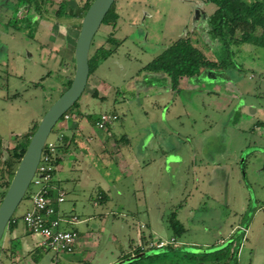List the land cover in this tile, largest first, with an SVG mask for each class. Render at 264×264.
Masks as SVG:
<instances>
[{"label":"rangeland","instance_id":"obj_1","mask_svg":"<svg viewBox=\"0 0 264 264\" xmlns=\"http://www.w3.org/2000/svg\"><path fill=\"white\" fill-rule=\"evenodd\" d=\"M15 1L0 0V168L13 147L28 143L32 125L67 88L64 77L74 70L73 50L80 20L59 17L55 11L60 3L67 12L83 0H51L52 5L37 25L22 20L26 13ZM113 4L116 20L99 26L89 49L90 53L103 46L113 54L88 78L77 100L79 117L73 115L67 121L82 122L83 129L74 132L78 149L82 150L84 144L91 153L103 152L95 143L109 128L115 138L126 135L135 142L149 137L154 144L159 142V152L148 154V158L159 159L155 165L147 161L150 167L143 172L146 181L143 187L134 188L138 200L125 192L120 202L113 200L106 207L95 208L90 199L95 196L91 185L82 193L81 189L74 193L69 189L58 213L86 219L67 227L82 239L91 233L86 261L72 254L35 248L31 243L12 253L6 229L0 241L4 254L0 255V264H123L128 260L124 258L129 255L125 254L129 239H136L137 233L135 247L142 245L143 223L149 222L153 237L169 241L172 232L167 220L174 212L186 232L177 238L173 250L159 251L157 256L133 264H207L223 259L224 254H201L228 242L229 225L247 226V234L246 240L238 232L232 235L235 243L225 253H231V249L238 252L235 264H264V47L231 43L224 52L219 46L206 45L203 34H195L192 39L207 56L230 59L233 67L227 77L218 73L215 77H199L201 80L182 78L176 84L169 83L141 68L170 43L192 34L211 6L201 0H115ZM42 23L54 25L63 38L71 35L66 52L71 63L66 69L58 65L59 58L48 57L43 46L46 34L39 25ZM110 33L122 41L116 50L106 42ZM35 83L37 86H33ZM100 113L116 115L117 119L98 129L95 122ZM62 121L53 127L49 139L54 138L53 132ZM174 147L179 159L166 162L165 156L170 157L169 150ZM206 151L223 153L216 156L221 165L207 170L209 175L203 161ZM16 167L13 165V169ZM5 179L0 178V186ZM213 184L223 185L225 192H218ZM32 191L30 185L13 217L22 216L31 207ZM99 213L105 214V222L101 223ZM148 240L144 249L156 247L159 241Z\"/></svg>","mask_w":264,"mask_h":264},{"label":"trees","instance_id":"obj_2","mask_svg":"<svg viewBox=\"0 0 264 264\" xmlns=\"http://www.w3.org/2000/svg\"><path fill=\"white\" fill-rule=\"evenodd\" d=\"M203 4L210 7V12L203 15L202 20L199 25L194 27L192 34L187 33L183 37H180L170 43L159 55L155 56L149 63L144 65L141 70L154 74L156 76L162 77L168 82L178 83L180 79H196L202 76L215 77L218 73L224 74L231 70L233 67V62L230 59H213L207 56L195 42L192 37L193 35H200L205 41L206 45L210 44L212 47L219 46L220 50L223 49L226 52L229 48V44H251L255 46L264 47V0H201ZM92 0H83L78 2V5L74 9H70L67 12L64 10V4L60 3L55 11V15L59 17H67L79 19L83 17L85 11ZM16 6L20 7L23 12L26 13L27 24L37 25L42 14L47 12L49 6L52 5L51 0H16ZM113 5L109 8L106 15L102 20V24L108 25L110 22L116 20L117 15L115 14V9ZM31 12V13H30ZM35 15V18L33 15ZM28 16H30L28 18ZM18 19L15 24L17 25ZM80 23L78 25V29ZM198 29V30H197ZM108 44L114 46V50L122 43L120 40H116L110 33L106 39ZM92 43V42H91ZM228 53H230L228 51ZM113 54V50L106 49L103 46L95 48L88 56V66H89V77L94 74L97 66L104 62ZM69 67L65 64V68ZM74 67V66H73ZM73 73L68 74L64 77L67 87L71 82ZM47 76V75H45ZM88 77V78H89ZM227 77V76H226ZM33 86H37L35 83ZM96 96V93L93 94ZM77 101L73 106L64 113L70 116L74 115V118L79 117V112L77 111ZM63 115V116H64ZM63 116L60 120H63ZM38 124V123H37ZM37 124H33L30 129V134L27 138H30L35 131ZM29 141V140H28ZM26 145H16L13 147L9 153V157L2 161L0 168V178L6 177L2 183L3 191L0 192V199H2L4 192L9 184V181L15 171L13 165H17L20 158L22 157ZM58 147L56 149V154L53 159V164L56 166L59 163V158L57 157ZM46 150H43L45 153ZM0 186V187H1ZM52 193V192H51ZM14 218L12 217L8 223L7 231L14 228L13 223ZM16 220V219H15ZM168 228L172 232V237L174 239L180 238L185 229L182 224L177 220L175 212L171 213L167 220ZM150 239V238H148ZM145 237H141L142 245L141 247H135L133 253L124 258L126 262L123 264H133L138 260L144 258H151L157 256L159 251H170L173 250L171 245L165 247H149L148 249H143L142 246L149 244V240ZM13 245V244H12ZM13 245L12 248H16ZM11 251V248H10ZM150 252V255H146ZM227 248L216 250L212 253H202L201 256H217L224 254L223 259H215V264H235L234 253H225ZM195 253H191L193 255ZM204 254V255H203ZM0 255H4L3 251ZM203 261L196 263L201 264Z\"/></svg>","mask_w":264,"mask_h":264},{"label":"crops","instance_id":"obj_3","mask_svg":"<svg viewBox=\"0 0 264 264\" xmlns=\"http://www.w3.org/2000/svg\"><path fill=\"white\" fill-rule=\"evenodd\" d=\"M39 25L42 28V33L46 34L43 46L45 47L48 57H53L55 59L59 58L60 60L58 62V65H60L61 68H64L62 66H64L65 64L69 66L71 62L68 53L66 54V52L71 46V35L63 38V35L57 33L60 30H58L54 25H46V23H42ZM82 129L83 125L81 121H79L78 123L76 121L73 123H70L69 121H62V124H60L55 132H53L54 135L62 134L63 136V142L58 146L57 157L59 158V163L56 165V170L52 177L53 186L57 189L62 190L65 197V195L69 193L70 190V193H74L75 191L81 189L82 193L84 192V188L91 185L95 196L90 199L92 201V206L95 208L106 207L109 201H119L124 197L125 192H127L128 194L131 193V195L129 194L130 197L134 200H138V198H135L134 188L135 186H139L140 188L143 187L144 181H146L143 172L146 167H150V162L147 161L150 160L152 161L151 163L155 165L156 160L159 159H155V156H153V159L148 158L149 152H159V149H161L159 142L157 144H154L152 138L150 139L149 137H144L143 139H140L139 141L137 140L135 142L126 135L115 138L110 135V129L108 128L105 137H103L101 140L98 139L99 141L95 143V146L98 148V150H102L103 152H100L99 154H97L96 152L91 153L87 150L88 146H85L84 144L81 146L82 150L78 149L79 142L76 139L74 132ZM186 138L187 137L184 138L185 142H187L188 139ZM173 144L177 146L176 139L173 140ZM176 149L177 147H174L169 150L170 157H168V154L167 156H165L166 162L169 161L170 163H172V161H176L179 159ZM106 152H108V157H106ZM203 154L204 168L206 174L209 175V173H207V170L213 171L216 167L221 165L218 161V158L219 156H222L223 153L220 151L216 153H208L206 151ZM217 155L218 158L216 159ZM201 164H203L202 159ZM242 167L243 166H241V168ZM213 187L217 189L218 192H225L223 185H214ZM142 191H144L143 188ZM144 196L145 195H143V198ZM58 206L59 205L56 206L57 210ZM205 207L206 206L204 205L202 209ZM98 215L100 216L101 223L105 222V214L99 213ZM15 217V226L12 230L8 231L7 236V245L9 250L11 248L12 253L13 251L14 253H17V250L21 247L26 246L27 248V244L29 243L33 244L31 237L25 232L23 224L20 220L21 216ZM70 219H73L74 223L66 224L64 225V228L73 225L75 226L86 221V219L81 220L76 219L75 217ZM88 219L90 218L88 217ZM177 220L184 227L183 222H181L179 219ZM143 224L145 225V229L141 231L143 237L148 236V238H150L151 240H162L160 238L153 237L155 235V232L153 230L151 231L149 222ZM184 229L186 232L185 227ZM228 229L229 233L226 236L228 242L226 244H223L224 241L222 240L223 238H221L220 244H223L221 248L207 251L205 253H212L216 250L227 248L232 243H235V240L232 241L231 236L236 232L242 235V240H246L247 226L232 227L229 225ZM90 235L91 233H87L86 237H84L83 239L78 236L76 247L72 255L80 257L79 260H87L86 258L88 254L86 252L89 251L91 245L90 242H88V240L91 239ZM138 237L139 236L136 233V239H129L128 248L125 253L126 255H131L133 253V249L138 242ZM170 239L174 240V243L170 245L172 247L175 246L177 243V239H174L172 236L170 237ZM12 244L16 245L17 247L13 249ZM129 245H131L133 248H130ZM230 252L234 253V255L236 254L235 256L238 255V252H235L233 249H231ZM207 264L215 263L210 262Z\"/></svg>","mask_w":264,"mask_h":264},{"label":"water","instance_id":"obj_4","mask_svg":"<svg viewBox=\"0 0 264 264\" xmlns=\"http://www.w3.org/2000/svg\"><path fill=\"white\" fill-rule=\"evenodd\" d=\"M115 0H92L83 17L73 50V75L69 86L43 114L26 145L0 201V241L15 209L26 194L45 142L60 118L79 99L89 77L88 56L92 39Z\"/></svg>","mask_w":264,"mask_h":264},{"label":"built area","instance_id":"obj_5","mask_svg":"<svg viewBox=\"0 0 264 264\" xmlns=\"http://www.w3.org/2000/svg\"><path fill=\"white\" fill-rule=\"evenodd\" d=\"M71 118L66 114L64 121ZM117 119L116 115L100 113L95 126L98 129H105ZM63 142L62 134L54 135L53 139H47L44 148L46 152L41 154L30 185L34 191L30 194L31 207L20 217L25 232L31 237L35 248L53 252L55 254H72L75 250L78 235L66 224L74 223L73 219L65 218L56 209V206L63 202L64 192L52 184V177L55 170L53 159L56 149ZM29 185V186H30ZM52 192V193H51ZM13 223L16 217H13ZM174 240H159L157 248L173 244Z\"/></svg>","mask_w":264,"mask_h":264}]
</instances>
